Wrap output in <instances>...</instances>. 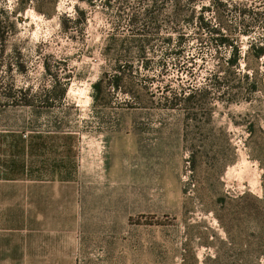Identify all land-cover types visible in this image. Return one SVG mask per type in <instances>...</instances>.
<instances>
[{
  "label": "rangeland",
  "instance_id": "obj_1",
  "mask_svg": "<svg viewBox=\"0 0 264 264\" xmlns=\"http://www.w3.org/2000/svg\"><path fill=\"white\" fill-rule=\"evenodd\" d=\"M3 162L13 264H264V0H0Z\"/></svg>",
  "mask_w": 264,
  "mask_h": 264
},
{
  "label": "crops",
  "instance_id": "obj_2",
  "mask_svg": "<svg viewBox=\"0 0 264 264\" xmlns=\"http://www.w3.org/2000/svg\"><path fill=\"white\" fill-rule=\"evenodd\" d=\"M12 173L10 163L0 166V225L11 226ZM10 232V228H9ZM0 264H13L11 234H0Z\"/></svg>",
  "mask_w": 264,
  "mask_h": 264
},
{
  "label": "trees",
  "instance_id": "obj_3",
  "mask_svg": "<svg viewBox=\"0 0 264 264\" xmlns=\"http://www.w3.org/2000/svg\"><path fill=\"white\" fill-rule=\"evenodd\" d=\"M219 40L221 41V43H225L227 39L225 37H221V39H219ZM190 161L191 162L194 161V153L191 154Z\"/></svg>",
  "mask_w": 264,
  "mask_h": 264
}]
</instances>
